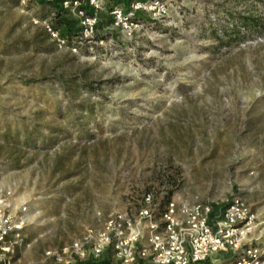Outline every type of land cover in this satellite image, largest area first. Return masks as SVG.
<instances>
[{
    "label": "rangeland",
    "instance_id": "obj_1",
    "mask_svg": "<svg viewBox=\"0 0 264 264\" xmlns=\"http://www.w3.org/2000/svg\"><path fill=\"white\" fill-rule=\"evenodd\" d=\"M64 1L0 0V264H156L169 202L189 264H264V0H101L84 41ZM233 205V245L193 263L197 207L214 235Z\"/></svg>",
    "mask_w": 264,
    "mask_h": 264
},
{
    "label": "built area",
    "instance_id": "obj_2",
    "mask_svg": "<svg viewBox=\"0 0 264 264\" xmlns=\"http://www.w3.org/2000/svg\"><path fill=\"white\" fill-rule=\"evenodd\" d=\"M101 0H73V1H64L62 2V6L69 10L72 13H78L82 16V25L83 32L81 34V40L84 41L86 39L91 38L94 30L97 26V15L87 16L85 13V9L90 7L95 10L100 9L99 3ZM139 10L138 7H132L130 11H125L121 8H115L112 11V15L114 21L118 26H123L129 30H132L136 27V23L134 22L136 11ZM51 34L56 41L60 42V47H64L67 45V41L62 39L59 36V33L53 32ZM77 51V47L72 48V52L75 53ZM1 204V203H0ZM196 215L193 217V223L197 222V226L199 227V231L197 233L198 237L195 241L194 249H193V263L202 262L207 259L209 254H213L216 251H220L222 249H226L230 247L234 243V226L238 224V222H243L246 220L244 216L240 214L238 209V205H233L230 210L226 212L224 215V220L218 224V231L214 235L211 234L210 229L206 226V219H199L200 213L208 215L210 209L207 207L205 209H201V207H197L195 210ZM174 214H175V204L172 202L167 203L162 219L166 223V231L171 234L172 243L170 246H162L161 238L157 234L150 235V250L146 251L145 249L141 252L143 257H151L152 260L156 264H189V260L187 258V254L185 252L184 246L178 244V237L174 232ZM144 217H151L149 211H144L142 213ZM11 216L6 217L5 212L0 207V252L3 254H11L14 252L10 250L11 246L8 245L7 238L11 231L9 226ZM121 234V232H120ZM121 239V238H120ZM81 245H75L76 251H81ZM100 249L95 251L96 254L100 253ZM67 252V249L64 250V253ZM262 256L256 249H248L247 253L240 260L232 263V264H263L260 262V258Z\"/></svg>",
    "mask_w": 264,
    "mask_h": 264
}]
</instances>
